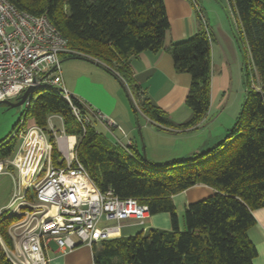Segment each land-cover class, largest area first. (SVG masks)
<instances>
[{"label": "trees", "instance_id": "1", "mask_svg": "<svg viewBox=\"0 0 264 264\" xmlns=\"http://www.w3.org/2000/svg\"><path fill=\"white\" fill-rule=\"evenodd\" d=\"M11 1L20 9L46 14L71 49L108 66L127 91L135 112L146 115L156 129L193 128L207 119L211 107L212 34H208L196 7L198 33L168 48L176 70L192 77L186 97L192 117L176 124L145 94L131 65L134 56L165 49L170 21L164 0ZM230 3L240 29L237 40L247 50V96L234 129L206 153L181 161L152 163L133 145L110 141L96 131L95 124L83 129L70 103L51 89L36 91L37 97L26 107L24 117L43 128L50 115L63 117L65 133L78 137L79 161L102 191L111 189L120 198H136L148 205L151 215L166 212L171 217V229L149 227L135 235L94 243V264H114L118 255L122 258L119 264H254L257 248L248 231L257 222L253 211L264 207V0ZM248 55L259 75V88L250 86ZM72 100L83 107L76 97ZM16 146L15 137L1 141L0 161L11 157ZM59 157L54 143V163L65 165ZM197 184L208 185L215 193L186 207L181 228L173 196ZM27 198L32 200V195ZM18 219L9 212L0 216V264H13L1 241L13 246L9 226Z\"/></svg>", "mask_w": 264, "mask_h": 264}, {"label": "built area", "instance_id": "2", "mask_svg": "<svg viewBox=\"0 0 264 264\" xmlns=\"http://www.w3.org/2000/svg\"><path fill=\"white\" fill-rule=\"evenodd\" d=\"M193 2L209 34L207 18L198 2ZM72 54L81 55L69 47L68 40L46 14H34L18 8L11 0H0V101H17L32 88L25 101L28 107L36 91L51 89L70 103L83 129L100 123L108 130L117 127L124 131L84 101L77 98L83 107L73 102L75 96L68 90L62 71L63 58ZM54 118L61 121L62 129L56 128ZM24 120L23 117L12 136L22 141L19 153L8 163L0 162V172L9 173L10 163L19 171L18 192L12 201L15 207L0 209V216L9 212L19 217L9 229L13 246L2 245L13 264H49L51 243L69 252L82 244L92 246L120 237L126 220L144 224L149 218L148 205L136 198H120L111 189L102 191L92 181L77 157L78 137L70 138L65 133L61 115L48 117L53 141L46 128L36 123L25 128ZM54 143L60 152L59 161L65 162L63 166L54 163ZM131 144L128 140L126 147ZM32 190L30 200L27 195ZM111 229L119 233L110 236Z\"/></svg>", "mask_w": 264, "mask_h": 264}, {"label": "crops", "instance_id": "3", "mask_svg": "<svg viewBox=\"0 0 264 264\" xmlns=\"http://www.w3.org/2000/svg\"><path fill=\"white\" fill-rule=\"evenodd\" d=\"M164 2L170 21L165 49L159 53L146 51L134 56L131 58V65L136 81L151 101L166 111L173 122L182 124L192 117V110L186 104L192 77L187 72L176 70L174 58L168 48L174 42L195 36L199 31L200 22L193 0H164ZM198 4L205 11L208 28L212 34L211 107L207 119L197 127L159 130L165 135L156 136L161 137L170 146L169 148L164 147V141L156 142L157 140L153 139L149 126H152L154 131L158 130L146 115L135 112L127 91L108 66L109 69L97 59L95 63L84 60L85 62L78 68L75 62L62 65L65 84L73 96L109 116L124 131L117 127L108 130L104 125L95 123L97 130L116 144L126 146V142L131 140V145L141 154H143L142 145L146 143V156L155 164L169 163L179 158L185 160L201 152H207L225 136L231 126L230 92L234 86L235 67H238L234 64L237 60V44L231 30L223 25L215 26L208 17L207 9L199 2ZM64 66H66L65 72ZM236 71L239 73L240 70ZM242 72L244 80V69ZM222 114H226L227 117L221 118ZM213 193L215 190L212 187L197 184L173 196L181 228H183L182 213L186 207ZM253 213L257 222L248 231L257 248L253 263L264 264V207L255 209ZM149 227L171 229L169 213L150 214L144 224L135 220H126L123 222L121 236L135 235ZM108 233L113 236L119 231L111 229ZM47 255L50 259L49 264H94L92 246L88 244H82L67 252L59 249L55 243H51V250Z\"/></svg>", "mask_w": 264, "mask_h": 264}, {"label": "rangeland", "instance_id": "4", "mask_svg": "<svg viewBox=\"0 0 264 264\" xmlns=\"http://www.w3.org/2000/svg\"><path fill=\"white\" fill-rule=\"evenodd\" d=\"M197 1L205 9H207L208 17L212 20V22L214 23L215 26L219 27L220 25H223L227 29L231 30V32L233 33L235 42L237 44V52H236L237 60H235L234 64L238 66L237 68L235 67V69L236 70L239 69L240 71L238 73L235 70L234 83H233L234 86H233V89L231 90L232 92H230V96H231L230 97V104H232V105H231V109L229 110V112L231 113V117H229V118L231 120V126L226 131L225 136L222 138V139H224L234 129V126H235L236 121H237V117L240 114L242 107H243V104L246 100L247 86L245 84V77H244V80L242 79L243 78L242 77V75H243L242 70L244 69V74H245V63L247 62V58H246L247 50L244 51V47H242V45L237 40L236 34L237 35L239 34L240 29L238 27L237 20L234 16V12H233L230 0H197ZM80 56H84V55H80ZM249 56L250 55H248V57ZM88 59H91V58L89 57ZM84 60H86V59L65 57L63 62H62V65L64 63L75 62V66H77L76 68H78V67H80V65L83 62H85ZM231 60L233 61V58H231ZM248 62H249L247 64L248 65V72H250V80H251L250 86L253 89H255L257 87L259 88L260 78H259L258 73L256 72L254 65L251 62L250 57H249ZM65 67L66 66L63 67L64 72L66 71ZM124 92L126 95L127 93L125 90H124ZM128 92L131 93L129 91V89H128ZM34 95H35V97H37L36 92L34 93ZM132 99L134 100L133 97H132ZM14 102H16V99L14 100ZM134 103L137 106V103L135 100H134ZM138 111H139V109H138ZM25 112H26V104L25 103L20 105V106H17V107H11L5 103H2L0 105V142L1 141H7L10 138H12V136L15 134V131L17 129L16 126L21 124V119L24 117ZM226 117H227L226 114H222V116H221V118H223V119H225ZM33 123L35 124L33 119L26 117L24 120L23 126H25V128H27L28 126H30V124H33ZM53 123L56 126V128L62 129V123L58 118H54ZM149 128H150L149 130H151L150 134L153 135V139L157 140L156 142H163L164 141V140H162L161 137L156 136L158 134L162 135L163 134V133H161L162 131L159 132L158 129H157L158 131H154L152 126H149ZM46 129H47L48 133H50V136H51L53 133L49 130L48 124H47ZM163 135H165V134H163ZM72 136H75V135H70V138H72ZM142 136L145 139V135H143V133H142ZM15 138L17 139V146H16V149H15L13 155L11 157L3 160V161H7V163L14 160L20 151L22 141L20 140L19 137H15ZM148 138H150V137L148 136ZM142 146H143V155H147L146 143H143ZM164 147L169 148L170 146H168L167 143L164 141ZM202 153H206V152H201V154ZM147 159L149 160L148 156H147ZM176 161H181V160L179 158V160L176 159ZM9 165H10L8 167L9 173L0 172V209L10 208V210H13L15 207V203H13L12 201L15 197V194H17V192H18L16 185H18V182H19L18 181L19 171L11 163ZM21 190H23V189L21 188ZM32 193H33V190L31 191V195H32ZM212 195H210V196H212ZM210 196H208V197H210ZM208 197H206V198H208ZM206 198H203V199H206ZM200 200H202V199H200ZM197 201H199V200H197ZM159 214H168V213H159ZM183 215H184V212L182 213V217H183ZM17 221H15V222H17ZM107 224H109V223H107ZM10 227H11V225L9 226V229H10ZM1 244L3 245L4 242L1 241ZM121 260H122L121 255H118V256L114 257L113 263L119 264V263H121Z\"/></svg>", "mask_w": 264, "mask_h": 264}, {"label": "water", "instance_id": "5", "mask_svg": "<svg viewBox=\"0 0 264 264\" xmlns=\"http://www.w3.org/2000/svg\"><path fill=\"white\" fill-rule=\"evenodd\" d=\"M78 58H82V59L90 60V61H92V62L95 63V60H93V59H88V58H86V57H84V56H81V57H78ZM31 91H32V88L27 89L26 92L21 96V98H19L16 102H14V101H12V100H4V101H0V105H1L2 103H5V104H8V105L11 106V107H17V106H20V105H22V104L25 103V101H26L27 97L30 95ZM144 157H145V159H147V156H146V155H145Z\"/></svg>", "mask_w": 264, "mask_h": 264}]
</instances>
